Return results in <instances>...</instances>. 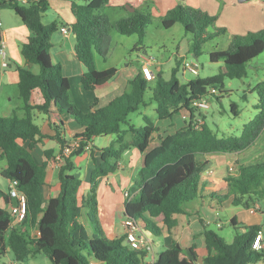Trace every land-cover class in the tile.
Instances as JSON below:
<instances>
[{
	"label": "trees",
	"instance_id": "obj_1",
	"mask_svg": "<svg viewBox=\"0 0 264 264\" xmlns=\"http://www.w3.org/2000/svg\"><path fill=\"white\" fill-rule=\"evenodd\" d=\"M20 1L0 0V11L8 3L31 30L29 40L22 46V54L29 64L38 65L39 70L35 72L30 68H19L18 88L24 115L0 116V159H5L8 164L3 176L9 182L16 180L18 189L27 199V214L18 227H10V212L0 208V255H5L9 250L15 259L24 261L35 253L43 252L51 264H142L148 252L130 247L126 241L128 229L125 228L124 237L115 239L105 237L102 232L97 221V193L101 178L120 168L119 162L130 147L143 152L144 166L125 203L124 220H131L144 233L155 236H162L165 230L171 232L178 224L177 215L184 212V205L196 199L202 190V173L206 162L200 161L197 155L245 150L264 131V80L254 88L258 94L255 107L259 112L244 125L239 136L219 137L206 122L198 124L195 115L198 109L193 106V101L206 96L210 89L223 88L225 78H242L246 75V63L264 52V29L244 36L233 35L228 49L211 51L209 57L212 62H223L221 71L215 75L180 83L174 68L168 81L161 74L158 75L152 87V96L146 100L145 93L152 80L145 78L140 68L129 79L121 95L105 106H99L98 98H94L85 112L70 101V80L64 76L61 62L50 54L53 34L60 26L56 21L43 22L49 0ZM110 2L73 1L71 5L75 18L71 29L76 41V54L84 66L81 86L87 91L107 84L117 74L116 67L97 69L94 61V50L100 54L106 53L111 30L125 36L136 35L134 49L145 50L146 28L152 22L151 14L135 7L129 16L112 22L107 14L101 12ZM216 20V16L200 8L179 4L161 18V24L170 28L181 23L192 35L191 51L197 58L208 39L227 31L224 27L215 32L209 31ZM36 91L42 95L41 103L36 100ZM153 102L156 103L160 120L173 119L181 113L189 120L185 127L161 138L159 145L148 151L157 130L155 123L144 115L145 125L137 126L130 123L129 115ZM34 111L45 114L55 111L74 120L81 128L67 141L60 133L64 123L54 127L61 153L65 148H69L70 153L64 155L59 168L60 193L47 203L42 187L48 164L37 163L31 146H25L27 141L33 145L44 136L34 120ZM232 111L239 114L237 104L232 103ZM129 133L131 138L128 140L126 136ZM108 135H114L115 139L102 150L99 158L91 155L94 167L90 173L89 191L80 196L83 181L75 173L77 165L74 158L87 151L94 137ZM72 141H77L79 145L71 146ZM49 154L47 152L48 158ZM226 181L228 191L219 196L220 201L232 197L233 205L251 207L264 199V160L240 165L238 172L226 176ZM9 198L7 194L6 200ZM83 215L89 218L91 233L81 221ZM36 226L39 235L34 237L31 229ZM262 230L261 225L247 226L228 243L216 231L206 227L202 246L194 243L185 250L179 242L173 241L159 253L153 264H196L201 257L204 264H260L264 261V248H254V241L259 232L263 233Z\"/></svg>",
	"mask_w": 264,
	"mask_h": 264
},
{
	"label": "crops",
	"instance_id": "obj_2",
	"mask_svg": "<svg viewBox=\"0 0 264 264\" xmlns=\"http://www.w3.org/2000/svg\"><path fill=\"white\" fill-rule=\"evenodd\" d=\"M73 1L76 0H65V2L61 3H58L55 0H49V3L54 10L55 18L53 21H61L60 41L56 40L55 43L53 42V49L56 53V55L54 54V59L61 62L62 72L64 76H66L71 81V85L72 79L76 84L79 83L81 90H83L81 91L80 89H78L77 91V94L79 95V97H81L80 101L82 103V106L79 107L82 108L84 107L83 105H85L84 103H87L86 109L88 110L89 104L94 98H98L99 106H105L114 97L122 94L129 79L133 78L137 73H135L133 76L129 75V78L117 83V71V74L110 82L96 88L94 91H87L82 88L81 76L84 72V66L77 58L75 49L76 41L72 29L68 34H64L62 32V27L68 26V28H70L75 21L72 11H70ZM124 1L125 3L127 1L130 2V0ZM136 1V6H133L137 7L140 10H143L142 7H146L145 4L149 2L157 15H159L160 17H163L170 9L176 7L179 4H185L195 8H200L210 14L213 13V8L211 7L210 0ZM231 1L235 2V0ZM20 3H23V1L21 0ZM125 9L130 11V14L133 12L127 7H125ZM120 15H123V13H120ZM129 15L122 16L121 18L127 17ZM119 19L120 18H118L117 20ZM251 19H253V24L255 26V16L252 15ZM117 20H115L114 22H116ZM0 23L2 26V40L6 42L7 60L9 62L8 67H3L1 62V97L3 94L2 92L6 87L13 85L18 87L19 68H30L31 70L38 72L39 67L36 69L33 64H29L22 54V46L29 40L32 32L24 24L22 19L14 12V10L8 3L4 4L1 8ZM254 26H249L248 29L256 30L257 28L264 26V19H262V25L258 26L257 28H254ZM143 53H145V51ZM157 69L158 73H161V68L158 67ZM35 96L36 100L39 103L43 101L40 92L36 91ZM11 98L12 97H10V99ZM76 101V103H79L78 100ZM19 107L22 110V100ZM0 116H3L1 112ZM196 118L199 119L200 117L197 116ZM34 120L40 126L44 136L37 139V141L33 143V145H31V141H27L25 143V146H31V152L37 163L42 164L44 162H47L48 164L45 183L42 187L44 200L45 203H47V201L51 197L58 196V194L60 193V181L58 178V173L60 166L63 164V162L59 158L61 153V144L55 138L57 130L54 127L60 125L61 122L64 123V130H62L63 127H60V133L61 136L67 141H70L75 133L80 132L81 128L74 120L67 119L55 111H51V113L49 114L34 111ZM188 120V117L184 116L181 113L174 116L173 119H169L167 123H163V121L160 119L159 121L154 122L157 130L152 136L148 151L158 146L161 138L169 134H173L178 129L185 127L188 123ZM114 139V135L103 137L96 136L90 143V150L74 158L77 165L75 173L83 181L82 186L79 190L80 196L86 195L89 191L90 173L94 167V162L91 155L99 158L102 150L111 145ZM47 152L50 153L49 158L47 157ZM236 153L238 152H220L197 155V158L200 161L206 162L204 172L202 173V181L204 184L202 186V190L199 193V196L193 201H190L184 205V212L177 215L178 224L171 230V232H167L165 230L158 242L151 239L154 243V249L152 252L147 254L146 259L142 264H153L159 253L168 248L173 241L179 242L185 250H188L194 243L202 246L204 241L203 233L206 227L214 223L218 226V222H221V226L218 227L223 226L224 222L221 216L218 215L219 210L221 209L226 210L227 214L229 215L230 223L235 227L237 226L238 228L245 229V227L250 225H261L264 235V206L260 202L253 204L251 207H245L241 205H233L232 197L227 198L225 201H220L219 196H223L228 191L226 176L228 175V169L230 170L232 165L227 167L226 169H220L219 167L220 165L227 164L226 161H230L229 159H231V162L239 161L237 160V157H232L233 154ZM144 159L145 154L143 152L139 151L135 147H130L124 152L119 162L120 168L116 172L111 173L108 176L101 178L100 180L97 193V221L99 222L104 236L109 239L121 238L125 236V226L123 224L125 218V203L128 200L129 193L132 192L135 186V180L138 176L139 171L144 166ZM7 166L8 164L6 160L0 159V208H3L10 212L17 204V201L16 199L11 197L9 198V200H6V195L9 191V181L3 176V170ZM212 195L215 196L213 197ZM252 208H255L256 211L252 212ZM84 217H86V215H84ZM19 225V223H16L14 225L11 224L10 227H18ZM91 230L92 228L88 231L91 233ZM31 234L34 237H37L39 235V229L37 226L31 229ZM9 253H11L12 255V259H9H15L13 253L9 250L5 255ZM9 256L10 255H8V257ZM200 261L203 262L202 257L197 263L200 264ZM260 264H264V261H262Z\"/></svg>",
	"mask_w": 264,
	"mask_h": 264
},
{
	"label": "rangeland",
	"instance_id": "obj_3",
	"mask_svg": "<svg viewBox=\"0 0 264 264\" xmlns=\"http://www.w3.org/2000/svg\"><path fill=\"white\" fill-rule=\"evenodd\" d=\"M55 1L58 3L65 2V0ZM76 1L86 3L88 0ZM136 2V0H130V2L127 1L126 3L124 0H111L109 4L103 7L101 12L107 14L111 21L114 22L122 16L129 15L130 11L125 9V7H127V5L134 7L133 5L136 6ZM210 4L213 8V13H211V15L216 16L217 20L213 26L209 27V31L215 32L218 28L223 27L226 28L227 31L224 33H218L212 39H208L202 45L201 52L197 58L194 56V52L191 51V33L187 32L184 26L179 22L170 28L163 27L161 24L162 16L160 17L157 15L152 8V5L148 2L145 4L146 7H142V9L149 12L152 17L151 24L146 28L145 50L134 49V45L137 41L136 35L125 36L119 34L115 30H111L110 43L108 44L106 53L100 54L97 50H94L96 68L105 69L111 66L116 67L118 69L116 82H122L124 79L129 78V75L133 76L140 70L143 61L139 56L145 51L148 57L154 59L150 68L154 71L156 76L155 79L150 82L149 87L146 90V100H149L152 96V87L155 85L158 75L161 74V77L168 81L172 77L174 68H176V77L180 83H185L192 78L208 77L219 73L223 67V62H212L209 57L210 52L214 50L228 49L233 35L244 36L249 32H259L260 30H263L264 26L257 27L262 25V19H264V0H246L243 2L239 0H235V2H232L231 0H210ZM120 13H123V15H120ZM252 15H254L256 19L255 26L253 24V19H251ZM54 18V10L51 5H49L46 15L43 17V22L50 23ZM57 23L60 26L61 21L58 20ZM249 26H254V28L257 29H248ZM60 34V29L53 34L52 41L54 43L56 40L60 41ZM53 48L54 47L52 46L50 49L52 58H54V54L56 55ZM186 61L197 64L199 70L197 75L184 70V63ZM1 62L2 57L0 55V67ZM33 65L36 69L38 68L37 65ZM245 66L246 75L244 77L234 79L225 78L223 88H216V93H211L210 89L209 93L204 96V100L209 104V108L204 110L198 109L195 111V115L200 117L203 122H206V124L219 137L241 135L244 125L252 120L259 112L255 107L258 103V94L254 88L260 81L264 80V52L248 61ZM158 67L161 68V73H158ZM78 89L81 90L79 83L76 84L72 79L70 101L86 112L87 103H84V107H79L82 106V103L80 101L81 97L77 94ZM2 93L3 94L0 97L1 114L3 116H12L16 113L22 116L24 111L19 107L21 105V100L19 98L18 87L14 85L8 86ZM10 97L12 98L10 99ZM76 100H78L79 103H76ZM232 103L237 104L239 109L238 115L232 111ZM144 115H148L153 122L159 121L155 102L148 107L141 106L137 111L130 113L129 121L131 124L143 126L145 125V121L143 120ZM162 121L163 123L168 122V120ZM123 127L128 128L127 125H123ZM126 137L129 139L131 137L130 133L127 134ZM232 157H237V160L239 161L231 162V159H229L230 161H226L227 164L220 165L219 167L220 169H226L232 165V170L228 169V174L231 172H238V167L240 165H248L263 161L264 131L252 146L233 154ZM260 203L264 206V199L261 200ZM218 215L221 216L224 222L223 226L218 227L214 223L210 224L208 228L216 231L228 243H231L235 234L241 232L244 228H238L231 224L226 210H219ZM81 221L88 230L91 229L90 221L87 216L84 217L83 215ZM146 235L157 242L162 237L152 235L149 232H147ZM8 255L10 256L8 257ZM11 257V253L0 255V264L12 261L9 259ZM21 263L51 264V260L45 253L38 252L33 254V256H29L24 261H21ZM200 264L204 263L200 261Z\"/></svg>",
	"mask_w": 264,
	"mask_h": 264
},
{
	"label": "built area",
	"instance_id": "obj_4",
	"mask_svg": "<svg viewBox=\"0 0 264 264\" xmlns=\"http://www.w3.org/2000/svg\"><path fill=\"white\" fill-rule=\"evenodd\" d=\"M23 2H27L28 0H22ZM71 31V27L68 28V26L62 27V32L64 34H68ZM0 55L2 57V66L3 67H8L9 62L7 60V50H6V42L1 40L0 41ZM143 63L141 66V70L145 78L148 80H154L155 79V73L154 71L150 68L151 64H153L154 59L152 57H148L146 52L143 53L141 56H139ZM184 70L185 71H190L193 74H198L199 70L197 67V64L194 62H188L186 61L184 63ZM211 93H216L217 90L215 88H212ZM193 106L196 107L197 109L204 110L209 108V104L204 100V97L201 99H196L193 101ZM198 124H202L203 121L201 118L197 119ZM77 141H72L71 146L76 147L78 146ZM87 151L90 150V145L86 148ZM70 153L69 148H65L62 153H60L59 158L63 162L64 155L67 156ZM232 170V167L230 168ZM8 194L10 195L11 198L16 199L17 204L13 207V209L10 211V214L12 216V222L11 224L14 225L16 223H21L24 221L26 214H27V199L26 195L21 192L18 189L17 186V181L12 180L9 182V191ZM256 211L255 208H252V212ZM124 226L126 229H128L127 234H126V241L130 245V247L135 248V249H144L148 253L152 252L154 249V243L153 241L144 233L138 225L133 223L131 220H124L123 222ZM218 226H221V222H218ZM254 248L256 249H261L264 248V243H263V233L259 232L255 241H254ZM5 264H22L21 261L17 259H13L10 262H7ZM198 264V263H196Z\"/></svg>",
	"mask_w": 264,
	"mask_h": 264
},
{
	"label": "water",
	"instance_id": "obj_5",
	"mask_svg": "<svg viewBox=\"0 0 264 264\" xmlns=\"http://www.w3.org/2000/svg\"><path fill=\"white\" fill-rule=\"evenodd\" d=\"M239 1L243 2V1H246V0H239ZM127 8L130 9L131 11L135 10V7H132L130 5H127Z\"/></svg>",
	"mask_w": 264,
	"mask_h": 264
}]
</instances>
